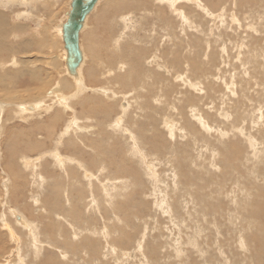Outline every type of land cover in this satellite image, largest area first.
I'll list each match as a JSON object with an SVG mask.
<instances>
[{
	"label": "rangeland",
	"instance_id": "1",
	"mask_svg": "<svg viewBox=\"0 0 264 264\" xmlns=\"http://www.w3.org/2000/svg\"><path fill=\"white\" fill-rule=\"evenodd\" d=\"M136 1L135 0H117V4L119 5V10H120L118 11V13L122 14L124 12L126 13L128 12L134 20L133 23L136 22L134 24L132 23V25L130 24V26H133L136 28L124 31L123 27L119 25L120 22H119V19L117 18V15L112 16L111 14H110L111 19L110 17L109 19L112 22V24H110L109 19H108L109 25H108V22L100 25L101 22L98 20V17L100 13L102 12V10L107 7V0H99L98 5L93 11L94 13H92L86 21V27L80 30V34H79L80 50L83 51L85 49V53L86 54L88 53L86 55L87 60H86L85 66H83L84 69H82V73L85 74L84 71L89 69L88 67L89 62H92V64L91 63L90 64L92 65L91 67L93 68V71L95 72L94 75L96 76L94 77L95 79L87 78L88 80L86 79V74L84 75L85 77H82V83L85 88L83 92H86L87 93L86 95L94 96V94L96 93L90 92V91L95 90V89H99V90L107 89L108 91L103 92L102 97L108 100V103L114 102L117 104L118 100L124 97L127 101L130 100V105L132 107L133 106L135 107V103H133L132 99L135 98L136 95H138V91L139 92L144 91V90H139V87L137 89V86H135L136 84L133 81H132L134 83V85H132L133 87L128 86V85L127 87V86H124L121 82L117 81L114 77L116 74L122 75L124 73L123 71H127L129 68L134 67L132 66L134 65L133 58L129 57V55L133 57L134 54L140 55L141 57H143L142 59L145 60V63L142 64L141 62L142 64L141 68L144 71L148 72V70L149 71L151 70V65H148L150 64V62L147 60V58L150 56V53L152 51L155 52L154 49H157L156 50L157 53L160 52L158 54H162L163 46L162 44H160V46L159 44H157L159 43L160 37H158L159 39L157 38L155 39V41H153L154 48H152V50L151 48L150 49L148 48L149 46L144 47L146 48L145 49L146 51H144V54L142 52L136 51L135 48L137 47L142 48L143 46H147L146 43L148 41H146V37L143 36L144 28L148 29L149 27H151L152 26L151 22L153 20H155L153 21V24H155L154 26H155L156 32L161 33L159 29L162 30V27L159 24L160 23L162 24V22H160L159 24L157 23V20H158L157 14L161 10L160 6H165V7H168V6L165 4L157 5L155 1L153 5H156V6H153L152 3L148 1L146 2L148 7H146L147 9H145V11L148 10L147 13L145 11H141L140 13V12L134 11V6H136V3H133V2H136ZM33 2H34L36 9L35 10L33 9V11H30L31 16L27 17L24 14L20 18H17L16 14L19 13V11H22L23 7L19 5L11 6L10 4L4 5L1 3V0H0V13H3L5 16H7L11 23L18 24L20 26V28L17 31L12 32L8 40L10 41L21 40L23 44V46H21L20 48L17 47L7 54H2V57L4 58L5 62H9L11 58H16V59H19L21 62L31 64V67L33 68L32 71L36 74V77H38L39 79L38 81L35 78L24 76V77L19 78L15 82H13L14 86L12 88H10L9 85H8V88L6 86L0 87V103H2V105H7L5 109L13 106L12 104H10L8 99L11 96H13L14 93H17L18 102L28 103L34 100V98H29L30 96H34V95H40L44 97L46 94L45 97L50 98L51 95L47 94V92L49 90H52L53 88H55L54 90L55 94L59 93L61 95H67V96L72 95L74 91L73 78L63 77L65 73L63 72L64 69L62 68L63 67L62 63L66 59V52L64 50V43L62 40V26L67 19L65 16V13H67L70 9L71 0H44V1L43 0L41 1L33 0ZM203 3H205V6L208 9V11L211 14H213L212 17H208L205 13L199 11L193 4L183 3V4H175V6L177 7V5H179V8H181L184 11V13H186L185 15H186V18L190 26L189 28V26L186 25V30L189 31L186 34L187 37L189 38L194 37L195 43L198 42V44L200 43V45L203 42L201 47H205L206 44L209 42L207 45H211L210 51L212 52L211 54L214 55L213 56L214 63L206 64L202 66L204 70L202 73L203 75H199L197 77L196 75L190 76L188 74V77L182 78V80H187L192 83L198 84V86L196 87L197 90H195V92L198 91L200 92L199 94L194 93V90L186 92L183 89L186 85L182 86L183 82H181V78L176 77V76L172 77L173 74H170L171 76L168 74L169 76L166 75L164 77H150L152 79L161 78L162 81L165 78L163 82L164 87L162 86V89L163 91H165V89L167 91L165 99H163L162 95L161 96L159 95L160 93L157 88L156 90L158 92L154 91V93L150 94L151 95L149 96L150 98L148 96H145V98L148 97L151 100V101L150 100L148 101L149 102L148 104H152L150 106L152 107L154 106L153 108H156V111H158V114L157 112L156 113L154 112L155 119L159 118V116H161L162 113L164 114V112L167 111V113L165 114H167V116L169 115L168 117L173 118L172 122H175L173 123V125L176 126L175 128L181 129L184 132V134L181 133V131L179 132L175 130L174 131L175 136H173V138H170L167 135L163 137L164 139L162 140L160 136L156 135L159 137L158 139V138H155L156 136L154 135L155 140H153V142L152 140L149 142L150 139L146 138L147 134L145 133L146 137L143 140V143H145L143 144V146H145L143 147L145 151L144 154H145V159H146L145 164L146 162L149 163L146 165L149 166L153 174L152 180H151L152 184L150 181L148 182L147 178L144 175L141 176L142 181H143L142 187L140 188L139 191L134 190L133 192H131L132 195L134 193L133 196L131 195L133 197V198L131 197L132 200L127 202L126 205L124 204L126 208L124 206H123L124 208L122 207L123 210L128 211L126 212L128 213V218L130 217L129 218L130 220H128L127 224L120 222L122 224L120 226H122V228L125 229L124 230L125 234L123 235H126V236H122L121 237L122 239L118 240L116 233H112L111 238L108 237L107 239L106 238L102 239L101 244L103 246H106V249L105 248L103 249L104 258L101 259V264H162V263L165 264L166 262H167L166 264H178V263L179 264H216V263L217 264H264V249H263L264 247H262L264 246L263 244L264 241L257 240L256 238L257 236H259L260 238L262 236L261 232H264L262 228H261L262 230L256 228L257 226H260V224L264 223V215L262 217V214H264L263 212L264 211L263 210L264 209V205H263L264 204V200H263V197H264V193H263L264 192V183H263L264 182V131H263L264 130V125H263L264 124V0H203ZM172 6H174V4ZM132 12H135V13H132ZM143 14H146L147 16H149L150 20L149 19L144 20V21L142 20L143 21L142 22L140 18L142 17L141 15ZM171 19H172V16L170 20ZM141 23L145 25H143L142 27ZM148 24H150L149 27H148ZM166 24H167V20L163 21L162 25H166ZM173 24H174L173 26H176L174 22ZM119 26L122 28H120ZM167 26L169 25L167 24L165 27ZM121 30H123L124 32L121 33ZM195 30H198L199 32L197 33ZM195 36L196 37L199 36L200 38H202L201 39L202 41L199 39H195L196 38ZM141 37L142 39H145L144 42L141 39ZM117 39H119L120 41L115 42L114 40H117ZM131 39H134V41ZM139 39H141L142 41H140ZM207 39L210 41H208ZM204 42H206V44ZM131 43H133V45H136V46H133ZM152 43H150L149 45H152ZM192 43L193 42L188 43V44L191 45ZM88 44L89 46L91 44V46L88 47L87 46ZM158 46L160 47V49ZM120 49H122V51H120ZM131 50L134 52H132ZM199 50L201 49L200 48L198 50L196 49V51H199ZM93 52L94 54H92ZM223 52H225V55H223V57L221 58L219 54H222ZM114 54L116 55V57ZM121 54H123V58L126 57L125 60L122 58ZM91 55H95L96 57L91 59L90 57ZM114 58H116L117 60ZM120 58L121 60H119ZM206 60L207 59L204 60V63ZM120 61H124V63H127L126 70L125 68H122V70H118ZM62 79L67 80L68 83L70 82L71 86L68 88L66 87L65 89L64 88L61 89L60 83H62L61 82ZM207 84H211L213 86L214 93L211 95L209 94L207 97H205L204 96L205 92L202 89L205 90V86ZM123 86L126 88H124ZM171 87L172 89H174L172 90L173 92L171 91ZM186 89L189 90L188 88ZM176 91H181L183 92V94L177 95ZM156 92L158 94H156ZM106 93L107 94L111 93V95L110 94L108 95L110 96L109 98L105 95ZM185 93H187V96H186L187 98L185 97ZM158 95H159V98H158L159 101H156ZM198 95L200 96V98L203 97L202 101H200L201 104L199 102L197 104L196 102L197 101L196 99L199 97ZM152 97H154V99ZM178 97L181 98L180 104L176 101ZM138 100L139 101L137 102L145 101L148 99L143 100V98L142 99L140 98ZM90 101H93V100H90ZM165 101L169 102V105H168L169 107L167 108V110L166 111L158 110V109L164 108ZM223 101H224V104H223ZM238 101L240 103L239 105L237 104ZM196 104L198 105V108ZM72 106H74V110L77 112V116L82 117V118L93 119L94 122L97 121L96 123L94 122L92 123V125H94V127L96 128L95 131L98 129L97 126L99 127L102 126V125H99L100 123L105 124V122L106 123L108 122V120H106L105 118L101 119L102 115L98 113V109H99L98 103L92 106L93 107L92 109L80 108L79 106H75V105H72ZM179 106L184 107L186 109L188 107L190 108L191 106H195L198 109V113L201 116V120L203 121L205 125L204 127L206 128L207 132L204 133L202 130V127L198 125L196 121H194L192 118H189L188 116L184 120H182L181 118H178L177 117L178 110L181 108ZM136 112L137 110L133 113V115L135 116L132 118L130 117L129 121H127L128 118L124 119V123H126V125L137 124L141 120L144 121L143 118L141 119V118L136 117V115L139 113V112L138 113ZM147 112L150 113L151 111H147ZM160 112L162 113L159 114ZM227 112H229L230 114ZM118 113L119 111L116 106L113 114L117 115ZM226 113L229 116L226 115ZM62 114H63L62 118L64 120H67V118L70 117L68 116L69 114L64 115L63 112ZM224 114L225 116H222ZM6 115L8 118L11 117V114L10 112L8 113V111L5 112L4 116ZM139 115L140 114H138L137 116ZM225 118L228 120L226 121ZM259 118L260 120H258ZM186 119L189 120V123L186 122ZM59 120L60 121L56 122V126L58 125L57 129L58 128L60 129L61 128L60 126L64 124V120H61V117ZM12 122L16 123L19 121H14V120L6 121L7 125L5 124L4 127L6 126L5 128H9L11 130V129H14L13 126L19 129H21V127L24 126L23 125L24 123L22 122L16 123L18 125L20 124L21 125V126L19 125L20 127L16 125L15 123L13 124ZM208 123H209V126H208ZM233 123H234L233 125L234 127L235 126L241 127L243 125V127L245 128L244 131L249 133L245 135L246 136L251 135L250 137L248 136L249 139L252 138L254 139V141H256L257 146L255 148V153L259 155L257 160L250 158L251 160L249 159L248 162L244 161L243 159L242 161V160L237 159L239 158L238 156L235 157V159H233L232 158L233 156L230 154V152H228L229 151L228 147H230L231 144L234 142L235 143L238 142L239 144L237 143V145H240V146L243 145L244 147H246V144L243 140L244 138L243 136L238 137V135L235 136L231 134V126ZM210 127L212 128L209 129ZM23 128L24 127H22V129ZM220 129H222L224 133V138L222 139L224 146H220L221 147L220 153L216 156H214L213 154L212 160H211L210 159V156L212 155L211 152L213 151V149L215 150L216 147L217 148L219 147L218 140H220V138L218 137H219V134L222 133ZM227 129H229L230 131ZM217 130H219V132H217ZM161 131H163V129ZM190 132H192L193 134H191ZM195 132L197 135L195 134ZM191 135H193L192 139L188 140L190 139ZM194 140L197 143H195ZM190 141H192L193 144H195L197 148ZM203 141H206V143L209 142L210 145H212V150H209L208 152V150L206 149L207 145L206 146L203 145L205 143ZM163 142L165 143V145ZM113 144L114 143H111V145ZM151 144L155 146H151ZM200 145H203V147H201ZM114 146L115 145L110 146L111 148H114V149L107 150L106 152L107 159L108 160L113 159V156H114L115 161L118 162L119 160L124 158V157H121L124 155H121L122 151L118 149L119 146L118 147L117 146L114 147ZM162 146L166 147V149L163 148ZM69 150L70 149H66L65 152ZM112 150L113 151L119 150L120 153H118L117 151L113 152ZM155 151H158V152L156 153ZM172 156L173 158L174 157L175 158L173 159ZM185 157L187 159H190V161H196L200 158L202 161L198 160L199 163H206L209 160L211 164H213V167H212L213 169L211 171L212 176L214 175L215 177L221 176L219 174L223 173L225 163L227 166L229 165V168H231V165H234L236 167L237 172L235 174L236 175L238 174L237 177H239L240 175H244V173H249V172H251L250 175L251 174L252 175L251 177H247V179L246 178L241 179V177H239L240 184L230 183V181H226L223 183L224 186L223 187L221 186L222 188H220L219 191H217L218 185L214 184L212 186L214 191L211 190L213 194L210 193L209 189L207 190L208 194L206 193L207 195H209V193L210 195L211 194L214 196L216 195V197L214 198V204L212 203L210 205L208 204V206H205L204 202L201 201L203 203V206H197L196 208H192L190 204L184 202V204H181L179 207L178 202H180V200L179 201L175 200V199H178L177 196L179 192H175L172 190L173 188L172 183L177 182L178 184L182 185L185 181V178L189 177L188 175H191L192 177L194 176V172H191V171L196 170L194 169L196 165L195 164L191 165V162H190L191 169L189 170V168L186 166L187 161L185 160ZM223 158H226V161H224ZM192 159H195V160H192ZM86 161H88L87 158H86ZM124 161H126V167L128 168L133 167L132 169H135V170L138 168V165L136 163L128 161L127 158ZM198 161H196V163ZM89 163L90 161L87 162L88 165ZM242 164L244 165L242 166ZM244 168L247 169L245 172H244L245 170ZM252 171L254 172V174ZM139 172L143 174L141 168H139ZM118 176H120V174ZM1 177L2 176H0V179ZM174 177H177L179 180L177 178L173 180ZM27 179L28 181H30L28 176H27ZM249 179L251 180L249 181ZM132 180L134 179H131L129 181H132ZM207 180H208L207 178L204 179L203 177V179H200L198 183L204 184L205 182H208ZM242 180H245V181L242 182ZM254 181L256 183H254ZM259 181L260 183L261 182L262 183L260 184ZM0 183H1V180H0ZM192 183H194V188H189V189L195 190L196 182L193 181ZM247 184H249V186ZM180 185H179V189H181ZM244 185H247V186L241 187ZM1 186L2 185L0 184V187ZM234 186L239 187V190L237 188L235 190ZM198 187L197 189H199ZM257 188L259 189V191ZM2 189L3 188H0V197H2V194L4 192ZM189 189L188 190L186 189V191L184 189H181V190L185 191L184 192L185 195L186 194L190 195L191 191H189ZM46 190L47 188L43 190L45 192L42 191V198L44 196H48V194H51L50 192H48L50 189L48 191ZM164 190L166 191V193H164L165 192ZM137 191L141 193L140 195V200L142 199L141 202L145 200V204L147 203V205H144V202H143V206H139V207L136 206L137 203L134 201H136L139 196ZM239 191L242 193L244 192L245 196H247V194L250 195L251 197L250 196H249L250 198L248 197V200L250 199V201H247L248 204L252 202V204H254L255 207L257 206L256 208L259 209L258 211H260V214H261L259 215L260 217L258 216L254 218L253 222L251 219L249 220L245 219L246 218L244 216L246 213L245 211L248 210L247 205L244 211L239 210L238 212L235 210L236 208L234 207V204L237 203L238 199L242 198V195L244 196V194L240 193ZM195 192L197 194H195ZM195 192H193L194 194L191 193V195L200 196L197 190ZM238 192L240 194H238ZM15 193L16 192L11 190L10 192L11 205L9 204V206L11 207L14 205L28 206L31 204L29 195L26 194L22 200L19 199L18 201L15 198L16 196ZM46 193L47 195H45ZM167 193L170 195H168ZM164 194H166V196L168 197L167 203L168 202L170 203V204L169 203L165 204L166 206L168 205L167 206L169 207L168 209L167 207L164 206V204L162 208H158L159 206H157L159 205L157 200L160 198L165 199V202H166V196H163ZM259 194L262 195L263 197L259 196L256 199L257 195ZM217 196L219 198H217ZM48 197L49 198L47 200H46L47 197L46 198L44 197L43 201L46 200L47 202H49L51 195ZM236 197L238 199H236ZM3 198H4L3 200L4 204L0 203V213H2L0 214V218L3 215V213L7 211L6 206L8 205V200L5 199L6 195L5 196L3 195ZM184 198H187V197H184ZM203 198L206 202L207 198H205L204 194H203ZM216 198L218 200H216ZM228 200L229 202H227ZM232 200H236V201L233 202ZM45 202L43 203L46 204L47 202L46 203ZM175 202L177 203L175 204ZM197 203L198 202H196V204ZM231 203H234V204H231ZM254 205H252V208L254 207ZM145 206H146V209H145ZM147 206L149 208H147ZM210 206L213 207L212 209L214 210V212L212 211V209L208 208ZM183 208H185L187 211L188 209H190L189 210L190 212L191 210L196 211V209L198 208L199 210L197 209L198 210L197 213L199 217H202L203 219L204 218L203 215H204L205 218L203 220L201 218H198V219L196 218L194 220L195 222H197L196 224L194 221L186 223L184 222V220L186 219L188 221L190 217L188 218L184 214L185 209ZM223 208H225L226 211ZM162 210H163V213H162ZM25 213L27 215V212H24V214ZM130 213H132L133 216H131ZM108 215L110 217H113L112 213H108ZM119 215L120 217L123 216L121 214ZM232 215L235 217H232ZM227 220L230 223H228ZM210 221H213L214 223L217 222V223L214 224L213 222L211 223ZM246 221L248 222L251 221V222L248 223ZM112 222L114 223L115 220H113ZM140 222L142 223L140 224ZM181 223H184V224L186 223V224L184 225ZM174 224H176V226ZM212 224H214V226L216 227L219 226V228L216 229L217 232H214L215 230L210 229ZM200 225H202L203 227ZM243 225L248 229L244 233L241 232V230L245 231L246 229ZM195 226H197L196 229H195ZM205 226L206 228H209V229H206ZM242 226L244 227V229ZM15 227L18 228L17 226ZM180 227H183V228H180ZM208 230H211L212 232ZM227 232L230 233V235ZM0 233L2 235H5L3 239L4 241L0 242V264H10V261L15 262V260L18 257V255L16 257V252H17L16 249H19L20 243L18 244V247H16L17 245L15 246V243L8 236H6L4 231H0ZM212 233H214V236ZM16 236L18 239H20L18 237L19 235H16ZM209 236H212V237H209ZM234 236H235L234 241L233 242L230 241L232 240ZM252 236L255 237L254 240ZM129 237H131L130 239L134 241V242L132 241L133 243L131 242V244L129 243L131 241ZM243 237L244 239H242ZM136 242L138 243L139 247ZM213 242H216L217 244ZM240 246H242V248ZM152 248L155 250L156 253L154 254L152 253L151 255V250H153ZM141 249H143L142 252H141ZM242 249L243 250L246 249V250L243 251ZM48 250H50V248H48L45 244H43L41 254H40L42 259L47 258ZM21 252H22L21 250L18 251L20 255H21ZM225 259H227L229 262H227V260ZM71 260L72 261L74 260L72 264H83L82 261H85L86 259H84L83 257L77 256L76 258H72Z\"/></svg>",
	"mask_w": 264,
	"mask_h": 264
},
{
	"label": "bare ground",
	"instance_id": "2",
	"mask_svg": "<svg viewBox=\"0 0 264 264\" xmlns=\"http://www.w3.org/2000/svg\"><path fill=\"white\" fill-rule=\"evenodd\" d=\"M39 1H41V0H39ZM148 1L151 2L152 5L154 4V1H155L157 3V5L158 4L164 5L165 4L168 6V7H165V6L159 5L161 10L157 14V17H158L157 23L159 24L160 22H162V24H163V21L167 20V24L169 26L165 27L167 24L162 25L160 23L159 25L162 27V30L159 29L161 31V33H159V32H156L155 26H154L155 24H153V21H155V20H153V21L151 20L152 26L149 27L150 24H148L149 28L148 29L144 28V33H143V36L146 37V41H148L146 43L147 46H143L142 48H139V47L135 48L136 51L142 52L144 54V51H146L145 50L146 48H144V47L149 46L148 48L149 49L151 48V50H152V48H154V46H153L154 42L153 41H155V39L160 37V39L158 38L159 43H157V44H159V46H160V44H162V46H163L162 51L163 52H162V54H158L160 52L157 53L156 52L157 49H154L155 52L149 51L151 53H150V56L147 58V60L150 62V64H148V65H151L150 71L148 70V72H146L141 68V65L143 63H145V60H143L142 59L143 57H141L140 55L134 54L133 57L129 55L130 58H133V64L134 65H132V66H134V67L129 68V69L127 68L128 70L123 71L124 73L122 75L116 74L114 77L117 81L121 82L124 86H127V85L132 86V85H134L133 82H135V84H136L135 86H137V89L139 87V90H144L142 92L138 91L139 96L136 95L135 98L132 99L133 103H135V107L133 106L134 109L130 105V100L127 101L124 97L119 99L117 104L114 102H112V103L110 102L111 104L108 103V100H106L102 97L103 92L108 91L107 89H101V90L95 89V90L90 91V92L96 93V94H94V96H88V95H86L87 94L86 92H83L85 88H84V85L82 83V77H85L84 75L86 74V79L87 78L95 79L94 77H96V76L94 75L95 72L93 71V68L91 67L92 62H89V66H88L89 69L84 71L85 74L82 73V69H84L83 66H85L86 60H87L86 55L88 53L87 54L85 53V49L83 51H81L80 47H79V50L81 53V62H80V65L78 66V68L76 69L75 75H73V76L69 75L66 71L65 61L62 63V65H63L62 68L64 69L63 72L65 73V75H63V77L73 78L74 91H73L72 95L67 96V95H61L59 93L55 94L54 93L55 88H53L52 90H49L47 92V94L51 95L50 98H46L45 97L46 94L44 97L40 96V95H34V96L29 97V98H34V100L32 102L22 103V102H18L17 93H14L13 96H11L9 99L7 98L9 100L10 104L13 105L12 107L5 109V107L7 105H2V103H0V166H1L0 176H2L0 179L1 180L0 184L2 186L0 188H3L2 190L4 191L2 194V197H0V203L4 204L3 195L4 196L6 195L5 199L8 200V205L6 206L7 211L5 213H3V215L0 218V231H4L6 236H8L15 243V246L17 245L16 247H18V244L20 243L19 249H16V251H17L16 257H17V255H18V257L15 260V262L10 261V264L11 263H13V264H72L74 260L72 261L71 259L76 258L77 256H80V257H83L84 259H86L85 261H82L83 264H93V262H94V264L95 263L101 264V259L104 258L103 249L104 248L106 249V246H103L101 244L102 239L103 238L107 239L108 237L111 238L112 233H116L118 240L122 239L121 238L122 236H126V235H123V234H125V232H124L125 229H123L122 226H120V225H122L121 223L127 224L128 220H130L129 219L130 217L128 218V213H126L128 211L123 210L122 207L124 206L126 208V206H125L126 203L132 200V198H133L132 196L134 195V193L132 195L131 192H133L134 190L139 191L140 188L142 187V185H143V181L141 178L142 175H144L147 178L148 182L149 181L151 182V180H152L153 174H152L149 166L146 165L149 163L146 162V164H145L146 159H145V154H144L145 151L143 148V147H145V146H143V144H145V143H143V140L146 137V134H147L146 138L150 139L149 142L151 140H152V142H153V140H155L154 135L160 136L162 140L164 139L163 137H165L167 135L170 138H173V136H175V133H174L175 130H177L179 132L181 131V133L184 134V132L181 129L175 128L176 126L173 125V123H175V122H172L173 118L168 117L169 115L167 116V114H165V113H167L166 110L169 107L168 106L169 102L165 101L164 102V108L162 107L163 109H158L161 111L165 110L166 112H164V114L162 112H160L159 114L162 113V115L159 116V118L155 119V117H154L155 113L157 112V114H158V111H156V108H153L154 106L153 107L150 106L152 104H148L149 103L148 101L150 100L149 96H151L150 94L154 93V91H157L156 90V88H157L159 90V93H160L159 95L160 96L162 95L163 99H165L167 91H166V89H165V91H163V89H162V86L164 85L163 82H164L165 78L162 81L161 78H153L152 79L150 77H164L168 74L169 75L173 74L172 77L176 76V77L181 78V82H183L182 86L186 85L184 88L182 86L181 87L186 92L194 90V93L199 94L200 92H198V91L195 92V90H197L196 87L198 86V84L192 83V82L187 81V80H182V78L188 77V74L190 76L196 75L197 77L199 75H203L202 73L204 70H203L202 66L206 65V64H213L214 63L213 62V56L214 55L211 54L212 52L210 51L211 45H207L209 42L207 44H206V42H204L206 44V46L201 47L203 42L200 45V43L198 44V42L195 43L194 37H190V38L187 37L186 34L189 31L186 30V25L189 26V23H188V20L186 18V15H185L186 13H184V11L181 8H179V5H177V7H176L175 4H183V3L193 4L199 11L205 13L208 17H212L213 14H211L208 11V9L205 6V3H203V0H137L136 2H133V3H136V6H134V11H137L140 13H141V11H145V9H147L146 7H148V5L146 4V2H148ZM1 3L4 5L10 4L11 6H13V5L22 6L23 10L19 11V13L16 14L17 18H20L24 14L27 17H30L31 16L30 11H33V9L34 10L36 9L33 0H3V1L1 0ZM98 3H99V0H97L94 8L85 17L81 29H84L86 27V21H87L88 17L92 13H94L93 11L95 10ZM173 4H174V6H172ZM153 6H156V5H153ZM167 8H169V9H167ZM118 11H120V10H119V5L117 4V0H107V7L102 10V12L100 13V15L98 17V20L101 22L100 25H102L103 23H107L108 19L110 17V14H111L112 16L117 15V18L119 19V22H120L119 25H121L123 27L124 31L136 28V27L130 26V24L132 25L134 20L128 12L127 13L124 12L122 14H119ZM147 11H145V12L147 13ZM132 13H135V12H132ZM141 16H142L140 18L141 21L142 20L144 21L147 19L150 20V17L147 16L146 14H143ZM171 16H172V19L170 20ZM110 19H111V17H110ZM110 19H109V22H110V24H112ZM169 20H170V22H169ZM109 22H108V25H109ZM173 22L176 24V26H173L174 25ZM134 23H136V22H134ZM143 25H145V24H142L141 26L143 27ZM103 27H104V25H103ZM122 27H120V28H122ZM142 27H141V29H142ZM19 28H20V26L18 24L11 23L7 16H5L3 13H0V87L6 86L8 88V85H9V87L12 88L14 86L13 82H15L16 80H18L19 78L24 77V76H28L30 78H35L39 81L38 77H36V74L32 71L33 68L31 67V64L21 62L19 59H16V58H11L9 60V62H5L4 58L2 57V54H7L10 51H12L13 49H15L17 47L20 48L21 46H23L21 40H17V41L8 40V38H10L12 32L17 31ZM189 28H190V26H189ZM195 28H196V26H195ZM91 29H93V28H91ZM218 30H219V28H218ZM124 31L121 30V33ZM195 31L197 33L199 32L198 30H195ZM79 34H80V32H79ZM246 37H248V36H246ZM215 38H216V36H215ZM141 39H142V37H141ZM141 39H139V40L140 41L143 40V42H144L145 39H142V40ZM195 39L201 40L202 38H200L198 36ZM131 40L134 41V39H131ZM114 41L119 42L120 40L117 39ZM208 41H210V40H208ZM127 42H129V41H127ZM191 42H193V43L191 45H189L188 43H191ZM150 43H152V45H149ZM131 44L133 45V43H131ZM84 46H85V44H84ZM87 46L90 47L91 44H90V46H89V44ZM133 46H136V45H133ZM199 48L201 50L196 51V49L198 50ZM91 49H92V47H91ZM159 49H160V47H159ZM120 51H122V49H120ZM82 52H84V53H82ZM132 52H134V51H132ZM92 54H94V52ZM121 55L123 58V54H121ZM219 55L222 58L223 55H225V52H223L222 54H219ZM90 57L92 59V58H95L96 56L91 55ZM115 57H116V55H115ZM114 59H116V58H114ZM123 59L125 60L126 57H124ZM205 59H207V60L204 63ZM119 60H121V58ZM141 60H143L144 62ZM111 62H113V61H111ZM141 62H142V64H141ZM126 64L127 63H124V61H120V65L118 66V70H122V68H125V70H126ZM108 71H110V70H108ZM212 75H214V74H212ZM245 75H247V74H245ZM200 77H202V76H200ZM61 82H62V83H60L61 89L62 88L65 89L66 87L68 88L71 86V83L70 82L68 83V81L65 79H62ZM261 85H263V84H261ZM124 88H126V87H124ZM173 88H175V87H173ZM186 88H188L189 90H187ZM172 90H174V89H172V87H171V91ZM202 90L205 92V95H204L205 97H207L209 94L211 95L214 93L213 86L211 84H207L205 86V90L204 89H202ZM157 92H156V94H158ZM176 93H177V95L183 94V92H181V91H176ZM109 94L111 95V93H109ZM109 94L106 93L105 95L109 98L110 97V96H108ZM135 94H137V93H135ZM159 95L157 96L156 101H159L158 100ZM145 96H148L149 98L148 97L145 98ZM186 96H187V93H185V97ZM230 96H231V94H230ZM140 98L141 99L143 98V100H145V99H148V100L137 102V101H139L138 99H140ZM152 98L154 99V97H152ZM198 98L196 99L197 104H198V102L200 103V101H202L203 97L200 98V96H199ZM180 99L181 98L178 97V99L176 100L179 104H180ZM220 99H222V98H220ZM90 100H93L99 104L98 113L102 115L101 119L105 118L106 120H108V122L107 123L105 122V124L100 123L99 125H102V126H100V127L97 126L98 129L96 131H95L96 128L94 127V125H92L94 120L77 116V112L74 110V106H72V105H75V106H79L80 108L92 109L93 108L92 106H94L96 103L93 101H90ZM173 101H174V99H173ZM225 103H226V101H225ZM223 104H224V101H223ZM237 104L238 105L240 104L239 101ZM116 106H117L118 111H119V113L117 115L113 114ZM179 107H181V106H179ZM159 108H160V106H159ZM197 108H198V105H197ZM197 108L195 106H191L190 108L188 107L187 109L184 107H181L178 110L177 117L181 118L182 120H184L187 116L189 118H192L194 121L197 122L198 125H200L202 127V130L205 133V132H207V130L204 127L205 125H204L203 121L201 120V116L199 115ZM136 110H137L136 113L139 112L138 114H140L139 116H137L138 115L137 114L136 117L141 118V119L143 118L144 121L141 120L137 124L126 125V123H124V119L128 118L127 121H129L130 117L132 118L135 116V115H133V113ZM6 111H8V113L10 112L11 117L8 118L7 115L4 116ZM147 111H151V112L148 113ZM62 112L64 113V115L69 114L68 116H70V117L67 116L68 117L67 120H64L62 118L63 117ZM224 112H226V111H224ZM227 113H229V112H227ZM227 113H226V115H228ZM112 115H114V116H112ZM222 116H225V114ZM60 117H61V120H64V124H62L60 126L61 127L60 129L58 128L59 129V131H58V129H57L58 125L56 126V122L60 121L59 120ZM157 117H158V115H157ZM237 118H239V117H237ZM4 119H6V120H4ZM12 120L19 121L20 123L21 122L24 123L23 124L24 126H22L24 128L22 129V127H21V129H19L15 126H13L14 129H11V130L9 128H5L6 126L4 127V125L6 124V121H12ZM227 120L228 119H226V121ZM258 120H260V118ZM19 122H16V123H19ZM96 122H94V123H96ZM186 122L189 123V120L186 119ZM16 125H18V124H16ZM103 125H104V127H103ZM233 125H234V123L231 126V134L235 135V136L238 135V137L243 136L245 139L243 137H241V138H243V140L246 144V147H244L243 145H241V146L237 145L238 142L232 143L231 146L228 147V149H229L228 152H230V154L233 156L232 158L235 159V157L238 156L239 157V158H237L238 160L243 159L244 161H247V162L250 158L257 160L259 155H257L255 153V148L257 146L256 141H254V139H252V138L249 139V137L251 135H248L249 137L245 135V134H249V133L244 131L245 128L243 127V125L241 127H237V126L234 127ZM208 126H209V123H208ZM183 127H184V125H183ZM160 128H162L163 131H161L162 129H160ZM211 128L212 127H210L209 129H211ZM164 130H165V132H164ZM220 130L222 133L220 132L221 134H219V137H218V138H220V140H218L219 147L218 148L216 147V149L215 150L213 149V151L211 152L212 153V155L210 156L211 160H212L213 154H214V156H216L220 153V148H221L220 146H224V143L222 142V139L224 138V133H223L222 129H220ZM227 130H229V129H227ZM248 130H249V128H248ZM255 130H257V129H255ZM261 130H263V129H261ZM196 132H195V134H196ZM217 132H219V130H217ZM190 133L193 134L192 132H190ZM158 136H156L155 138L159 139ZM192 137H193V135H191L190 139H188V140H191ZM205 139H207V138H205ZM114 141H116V142H114ZM190 142H192V141H190ZM194 142L197 143L195 140H194ZM203 142H205L203 145H205V146L207 145L206 149L208 150V152H209V150H212V145H210L209 142L208 143H206V141H203ZM111 143H114L113 145H115L117 147L119 146L118 149L120 151H122L121 155H124V156H121V157H124L125 158V159L123 158L124 160H126V158H127L128 161L136 163L138 165V168L136 170L132 169L133 167L128 168V167H126V161L121 159L118 162H116L114 156H113V159L108 160L107 159V153H106L107 150L114 149V148L110 147V146H113V145H111ZM157 144H159V143H157ZM192 144H193V142H192ZM164 145H165V143H164ZM193 145H195V144H193ZM203 145H200V146L203 147ZM124 146H126V147H124ZM151 146H155V145L151 144ZM190 146H192V145H190ZM195 147H196V145H195ZM163 148L166 149V147H163ZM66 149H70V150L65 152ZM193 149H194V147H193ZM119 150L118 151L114 150V151H117L118 153H120ZM169 150H170V148H169ZM158 151H155V152L157 153ZM110 152H111V150H110ZM170 153H172V152H170ZM169 156H171V155H169ZM173 156H175V155H173ZM173 156H172V158H173ZM221 157H223V156H221ZM86 158L88 159V161H90L89 165L87 164L88 161H86ZM202 159H203V157H202ZM169 160H170V158H169ZM185 160L187 161L186 166L189 168V170L191 169L190 162H191V165H194V164L196 165L194 167V169H196V170L191 171V172H194V176L192 177L191 175H188L189 177L185 178V181L182 185H180L174 181H173L174 183H172L173 184L172 190L175 192H179V194L177 196L178 199H175L178 201L180 200V202L177 201L179 203L178 204L179 207L181 204H184V202L190 204L192 208H196L197 206H203L202 202H204L205 206H208V204L210 205L212 203L214 204V198L216 197V195L215 196L212 195L213 194L212 191H214L212 186L214 184L218 185L217 191H219L220 188H222L224 186L223 183L226 181H230V183L240 184L239 177H241V179H244V178L247 179V177H251V175H252V174L250 175L251 172H249V173H244V175H240L239 177H237L238 174L237 175L235 174L237 172L236 167L234 165H231V168H229V165L227 166L225 163L223 173L219 174L221 176L215 177L214 175L212 176L211 171L213 169L212 168L213 164H211V162L209 160L206 163H199V161H202L200 158L198 159L199 161L196 160V161H198L197 163H196V161H190V159H187L186 157H185ZM192 160H195V159H192ZM223 160L226 161V158H223ZM251 164H253V163H251ZM243 165L244 164H242V166ZM90 167H92L93 170ZM139 168L142 169L143 174H141L139 172ZM202 168H203V170H202ZM244 169H245L244 170V172H245L247 169L246 168H244ZM240 173H241V171H240ZM117 174L118 175L120 174V176H118ZM253 174H254V172H253ZM259 174H260V172H259ZM27 176L29 177L30 181H28ZM174 176H176V175H174ZM203 177H204V179L207 178L208 182H205L206 184L205 183L199 184L198 182L200 181V179H203ZM176 178L177 177H174L173 180H175ZM131 179H134V180L129 181ZM251 179H249V181ZM193 181L196 182V184H195L196 188H195V190L193 189L194 191L189 189V188H194V183H192ZM243 181H245V180H242V182ZM254 183H256V182L254 181ZM259 183H260V181H259ZM151 184H152V182H151ZM241 184H243V183H241ZM179 185H180L181 189H184L185 191H186V189L187 190L189 189V191H191V193H193L197 190L199 192L200 196L191 195V193H190V195H187V194L185 195V193H184L185 191H182L181 189H179ZM234 185H236V184H234ZM247 185L249 186V184H247ZM247 185H244L241 187H246ZM256 186H258V185H256ZM41 187H43V188H41ZM197 187L199 189H197ZM46 188H47L46 191H48L50 189L48 192L51 193V194H48V196L51 195L49 202L46 201L49 197L43 195L45 198L47 197L45 200L47 203L45 201H43L44 197L42 198V191ZM236 188L239 190V187H235V190H236ZM208 189L210 190V193H212L211 195H210V193H209V195H207ZM242 189H244V188H242ZM11 190L16 192L15 198L18 201H19V199L22 200L26 194L29 195V199L31 200V204L28 206H16V205H14L12 207L9 206V204L11 205V203H10V200H11L10 192H11ZM258 191H259V189H258ZM43 192H45V191H43ZM239 192H238V194L242 193V192H240V193ZM47 193L45 195H47ZM164 193H166V191ZM195 194H197V193L195 192ZM203 194L205 195V198H207L206 202L203 198ZM242 194H244V196L242 195L241 199H238L239 198L238 196H237L238 198L236 197V199H238L237 203H235V204L231 203V204H234V207L236 208L235 210L238 212H239V210L244 211V209L246 208V205H247L248 210L245 211L246 212L244 215L246 217L245 219L246 220L251 219L253 222L254 218L261 215L260 211H258L259 209H257L256 208L257 206L255 207V205L252 204V202H250L248 204L247 201H250V199L248 200V197L250 195L247 194V196H245L244 192ZM260 194L257 195L256 199L259 196L263 197ZM138 195H139L138 199L136 201H134L137 203V205L136 204L135 205L137 207L143 206V202H144V205H147V203L145 204V200L143 202H141L142 199L140 200V195H141L140 192H138ZM168 195H170V194H168ZM146 196H148V195H146ZM163 196H166V194H164ZM184 197H187V198H184ZM61 198H62V200H61ZM167 198L168 197L166 196V202H165V199H161V198L157 200L159 203V205H157V206H159L158 208H162L163 204L165 207L168 206V205L167 206L165 205V204L169 203V202L167 203ZM196 198H198V199H196ZM217 198H219V197L217 196ZM217 198H216V200H218ZM169 199H171V198H169ZM233 199H235V198H233ZM263 200H264V197H263ZM232 201L235 202L236 200H232ZM253 201H254V199H253ZM43 202H45L46 204H44ZM146 202H148V201H146ZM177 202H175V204ZM196 202H198V203L196 204ZM227 202H229V200ZM252 205H254L253 208H252ZM147 208H149V207L147 206ZM168 208L169 207H167V209ZM208 208L212 209L213 207L210 206ZM145 209H146V206H145ZM183 209H185V208H183ZM197 209H196V211L191 210L192 213L189 211L190 209H188V211L185 209L184 214L188 218L189 217L190 218L188 221L185 219L184 222L188 223V222L194 221L196 218L202 219V217H199V215L197 213L199 209L198 210ZM223 209L225 210V208H223ZM163 210H162V213H163ZM212 211L214 212L213 209H212ZM24 212H27L28 216L26 215V213L24 214ZM160 212H161V210H160ZM108 213H112L113 217H110L108 215ZM241 213H243V212H241ZM0 214H2V213H0ZM119 214H121L123 216L120 217ZM235 214H237V213H235ZM130 215L133 216L132 213H130ZM152 215H154V214H152ZM212 215H213V213H212ZM233 215H232V217H235ZM263 215L264 214H262V217H263ZM134 217H136V216H134ZM203 217L205 218L204 215H203ZM182 218H183V216H182ZM216 218H217V216H216ZM236 219H238V218H236ZM113 220H115L116 223L115 222L113 223L112 222ZM119 220H121V221H119ZM211 220H212V218H211ZM228 220H227V222H228ZM210 222L212 223L213 221H210ZM246 222H248V221H246ZM249 222H251V221H249ZM141 223L142 222H140V224ZM196 223L197 222H195V224ZM201 223H203V222H201ZM216 223L217 222H215L214 224H216ZM228 223H230V222H228ZM181 224H184V223H181ZM214 224L211 225L210 229L215 230L214 232H217L216 229L219 228V226L216 227V226H214ZM174 225L176 226V224H174ZM229 225H231V224H229ZM15 226H17L18 228H16ZM200 226H202V225H200ZM249 226H250V224H249ZM196 227L197 226H195V229H196ZM244 227H243V229H244ZM143 228H145V227H143ZM180 228H183V227H180ZM205 228H206V226H205ZM256 228L260 229V230H262V229L264 230V223L260 224V226H257ZM199 229H200V227H199ZM206 229H209V228H206ZM143 230H145V229H143ZM211 230H208V231L212 232ZM236 230H237V228H236ZM246 230H248V229L246 228L245 231L241 230V232L244 233V232H246ZM208 231H207V233H208ZM235 232H237V231H235ZM238 233H236V234H238ZM212 234L214 236V233H212ZM228 234L230 235V233H228ZM261 234H262V236L260 237L261 239L259 238V236H257V235H255V236H257L256 237L257 240L264 241V232H261ZM16 235H19L18 237L20 239H18ZM134 235H136V234H134ZM4 236L5 235H2L0 233V242L4 241L3 240ZM201 236H202V234H201ZM223 236H225V235H223ZM209 237H212V236H209ZM130 238L131 237H129V239ZM234 238H235V236L230 241L233 242ZM239 238H241V237H239ZM252 238L254 240L255 237L252 236ZM229 239H230V237H229ZM242 239H244V237ZM212 240H214V239H212ZM132 241L133 240H131L129 243L131 244ZM182 241H184V240H182ZM109 242H110V240H109ZM178 243H180V242H178ZM213 243L217 244L216 242H213ZM43 244H45L48 248H50V250H48V252H47L48 253L47 258L42 259L40 254H41ZM144 244H145V242H144ZM241 244H239V245H241ZM137 245H138V243H137ZM138 247H139V245H138ZM240 247L242 248V246H240ZM262 247H264V246H262ZM244 248H246V247H244ZM19 250L22 251L21 255L18 253ZM142 250L143 249H141V252H142ZM245 250L246 249H244L243 251H245ZM152 253L153 254L156 253L154 249L151 250V255H152ZM253 253H255V252H253ZM171 254H173V253H171ZM241 256H242V254H241ZM14 258H15V256H14ZM217 258H219V257H217ZM220 259H221V257H220ZM225 260H227V259H225ZM140 261H141V259H140ZM165 261H167V260H165ZM227 262H229V261L227 260Z\"/></svg>",
	"mask_w": 264,
	"mask_h": 264
},
{
	"label": "water",
	"instance_id": "3",
	"mask_svg": "<svg viewBox=\"0 0 264 264\" xmlns=\"http://www.w3.org/2000/svg\"><path fill=\"white\" fill-rule=\"evenodd\" d=\"M96 2L97 0H71L70 9L65 13L67 19L62 26V40L66 52L65 67L69 75H75L80 65L79 32Z\"/></svg>",
	"mask_w": 264,
	"mask_h": 264
}]
</instances>
